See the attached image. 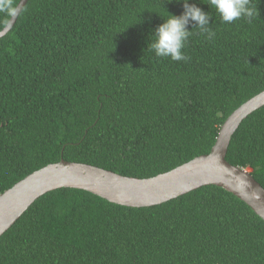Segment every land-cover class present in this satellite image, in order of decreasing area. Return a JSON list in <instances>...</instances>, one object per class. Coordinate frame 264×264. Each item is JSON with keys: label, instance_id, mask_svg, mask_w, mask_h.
I'll return each mask as SVG.
<instances>
[{"label": "trees", "instance_id": "1", "mask_svg": "<svg viewBox=\"0 0 264 264\" xmlns=\"http://www.w3.org/2000/svg\"><path fill=\"white\" fill-rule=\"evenodd\" d=\"M189 3L211 12L216 38L193 28L190 59L177 62L146 46L179 3L27 0L0 37V193L61 158L142 178L210 150L225 118L264 89V0L251 23L231 24ZM225 158L264 187V105ZM0 264H264V221L211 184L142 207L60 187L0 236Z\"/></svg>", "mask_w": 264, "mask_h": 264}, {"label": "water", "instance_id": "2", "mask_svg": "<svg viewBox=\"0 0 264 264\" xmlns=\"http://www.w3.org/2000/svg\"><path fill=\"white\" fill-rule=\"evenodd\" d=\"M23 8L27 0L18 1ZM8 19L0 37L13 26ZM264 105V89L235 108L221 124L207 153L150 177L116 173L92 164L63 158L27 174L0 193V236L42 194L60 187L86 190L110 202L142 207L160 204L204 185H215L243 201L264 221V187L249 170L229 163L227 148L240 122Z\"/></svg>", "mask_w": 264, "mask_h": 264}, {"label": "clouds", "instance_id": "3", "mask_svg": "<svg viewBox=\"0 0 264 264\" xmlns=\"http://www.w3.org/2000/svg\"><path fill=\"white\" fill-rule=\"evenodd\" d=\"M182 5V12L179 15L168 11L162 22L152 30L147 49L158 58H169L172 61L186 62L190 59L183 51L192 29L208 41H214L216 32L210 27V11L202 10L196 3H189V0H167ZM208 5L211 11L215 12L220 21L231 24L234 21L244 20L251 23L258 15L257 4L253 0H200ZM18 0H0V15L9 19L16 18L23 13ZM191 25V28H189Z\"/></svg>", "mask_w": 264, "mask_h": 264}]
</instances>
